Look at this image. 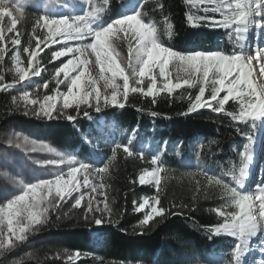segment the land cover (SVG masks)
Instances as JSON below:
<instances>
[{
	"label": "trees",
	"instance_id": "1",
	"mask_svg": "<svg viewBox=\"0 0 264 264\" xmlns=\"http://www.w3.org/2000/svg\"><path fill=\"white\" fill-rule=\"evenodd\" d=\"M133 1L94 0L97 22L111 23ZM226 5V0H140L138 15L155 27L157 42L180 54H233L239 51L234 22L213 26L201 20H224ZM22 11L13 37L18 36L20 45L10 44L12 33L0 44V87L5 85L0 88V135L12 127L27 128L40 140L105 169L98 177L109 215L97 224L82 207L61 202L24 240L0 249V264H86L72 258L76 253L92 255L100 264H237L238 238L210 229L224 222L218 209L237 210L224 186L242 192L235 180H241L240 169H246L248 160L241 153L255 137L257 117L233 120L227 113L239 112L234 100L220 113L210 108L189 112L199 94L198 84L160 93L155 103L153 97L131 92L123 106L101 105L96 110L73 105L54 110V116L45 119L27 113L20 96L30 91L41 96L53 93V73L65 60L53 61L55 48L48 41L47 46L41 44L42 51L37 48V39L48 36L39 27L34 31L41 12L33 7ZM24 48L37 51L34 68ZM16 55L23 70L35 74L26 81H19L14 72ZM225 94L222 91L219 98ZM210 97L209 86L204 99ZM68 115L76 118L67 119ZM124 146L132 155L123 151ZM154 166L159 167L160 184L141 185L140 173ZM142 196L158 197L157 207L166 210L154 216L150 226L141 224L143 214L134 207Z\"/></svg>",
	"mask_w": 264,
	"mask_h": 264
},
{
	"label": "snow or ice",
	"instance_id": "2",
	"mask_svg": "<svg viewBox=\"0 0 264 264\" xmlns=\"http://www.w3.org/2000/svg\"><path fill=\"white\" fill-rule=\"evenodd\" d=\"M106 2V0H105ZM5 3V0H0V7ZM264 6V0H230L227 3L226 8L231 10L232 16L229 17L226 13L224 20L216 21L214 19L208 20L201 18V20L209 21L213 26H228L234 21L236 32L240 34L243 31L242 26L246 25L249 16L256 12L259 15V9ZM23 16V11L17 7L15 11L9 9L8 13L3 17H0V23L4 21L8 22L7 33L11 34L17 31V25L20 18ZM191 22L192 17L188 18ZM85 18L77 16L74 18L68 17H47L39 16L34 25V31L37 27L47 29L48 36L44 41L37 39V48L40 49L41 44L47 46V41L51 43H57L55 37L74 38L78 41H83L85 37H91V44H84L82 47H77L75 50L71 48V51H60L52 53V59L63 57L66 53L81 52L82 48H91L95 54L97 64L101 68V74L106 72L111 73V77L108 78V83L112 88L110 100L107 96H102L101 92L97 88L95 82L86 79L85 65L87 60L69 59L67 62L60 65L55 69L56 84H66V92H57L54 95H46L44 97V103L41 105L40 113L45 117H53L54 109H57V100L62 97V109H68L73 105L79 107L81 104H89L94 106L96 110L101 108V102L104 106L117 105L123 106V103H119L117 97H127L129 92L142 93L145 96L153 97V103H155V97L160 93L167 92L171 94L173 89L181 88L180 82L173 83L169 79L170 64L178 66L184 72L188 74L189 79H184L182 83L189 87L199 85V94L195 97V102L191 104L188 111L192 112L201 108H210L216 113H220L224 110L226 102L230 100L239 102L238 113H227L233 120L240 121L245 118H255L264 116V87L254 85L251 76L250 65L260 63L264 61V49L257 48V54L255 61L251 54H221V52H202L196 51L190 54H180L168 47L162 46L156 39V29L154 26L144 23L139 15H126L114 20L106 27L93 31L85 22ZM199 22V21H198ZM197 22V23H198ZM124 33L125 37L131 34V38L135 39V49L130 47L129 51L132 53L129 57L126 71L125 67L121 66V62H118L119 53L115 52L112 47L115 38L119 33ZM8 40V36L5 34L4 27H0V44H3ZM13 45H20L21 41L17 37L11 40ZM66 48V47H65ZM5 51V48L3 47ZM42 51V49H40ZM24 52L28 54L29 63L34 68L33 58L38 55L36 50L24 48ZM115 53V54H114ZM4 58V57H3ZM134 61V62H133ZM158 69V73L155 71ZM75 75H71V73ZM41 74V68H39L38 75ZM63 74L64 79H61ZM261 74H264V64H261ZM32 75L29 71H25L20 81L28 79ZM158 77L163 78L162 87H158ZM120 78L123 81L122 91L121 85L116 83V79ZM2 80V77H0ZM147 80L146 90L140 85L144 84ZM130 81H134L130 83ZM12 85H7L10 88ZM211 87L210 100L204 99L206 87ZM5 87L3 85L0 88ZM48 87L47 82L44 85ZM89 88L92 91H89ZM225 92L222 98H219L221 92ZM27 97L28 93H24ZM94 100L95 104L92 105L91 101ZM212 102H215L218 106H213ZM32 103H36L33 101ZM259 109V111H256ZM88 112H84V116H87ZM155 115V114H154ZM75 116L68 115L67 119H75ZM42 148L51 152L53 149L47 145H41ZM120 145L117 146L119 148ZM115 152V149H113ZM123 151L132 155L129 149L124 146ZM242 157H248L245 152L241 153ZM153 164H157V161L153 159ZM89 166L84 163H80L79 167L72 166L66 174H60L54 177L52 180L37 181L32 184L24 186L23 191L9 200L3 206H0V225L7 227V239L3 233V229H0V249L11 246L16 241H22L26 238V233L37 226L39 223L45 222L47 218V208L44 207L45 202L49 201V197L52 196L51 192H45L46 189L55 186L56 189V204H60L63 200L71 197L73 192L71 186L80 181L85 187L91 186L92 192L97 191L96 186H92L87 178L84 176L83 181L78 179V173L81 169H87ZM105 169H99L98 172ZM245 169H240V173L243 174ZM155 179L157 185L160 184L159 168L153 169L151 173ZM239 185L241 180H235ZM139 183L144 185L147 183L145 177L142 175L139 178ZM217 184L221 181L217 180ZM101 188L103 186H100ZM233 199V203L236 211H222L217 210V214L223 217L224 222L219 224L215 229H210L215 234L221 232L230 233L241 241L249 240L252 236L257 234V229L262 227L264 222V185L256 187L252 194H240L235 187L228 188V185L224 186ZM103 194V193H101ZM63 197V198H62ZM83 195L78 196L75 199L74 206H80L83 199ZM259 202L260 206V218L252 213V209L255 202ZM159 203L158 197L154 202L145 200L140 203L139 208L136 209L139 212L147 205L151 210L148 212L143 220L142 225H149V222L153 220L154 216H162L166 210L159 208L156 204ZM107 207V205H105ZM178 215L179 213H172ZM26 217V222L23 219ZM97 224H101L98 222ZM150 226V225H149ZM241 243H238L235 248V255H239Z\"/></svg>",
	"mask_w": 264,
	"mask_h": 264
},
{
	"label": "rangeland",
	"instance_id": "3",
	"mask_svg": "<svg viewBox=\"0 0 264 264\" xmlns=\"http://www.w3.org/2000/svg\"><path fill=\"white\" fill-rule=\"evenodd\" d=\"M227 2L229 3L230 0H227ZM27 6H33L40 9L43 12L42 14L43 16H47L50 18L68 17L71 19L77 16H81L85 18L84 22L88 24L91 30L96 31L102 29L98 27L95 21V17L93 14V0H5L4 5L0 7V17L6 15L9 9L15 11L16 8L19 7L22 10L24 7ZM135 7L125 10L119 18L126 15L137 14L136 11L137 8ZM258 11L260 13L259 15H257L256 12H253L249 16L247 24L242 26L243 31L240 33L241 46L244 40V34L246 30L250 31L252 26H255L256 22L264 24V6H262ZM229 12H231V10H229ZM231 15L232 12L228 14V16ZM0 27H4V29L6 30L5 34H8L7 21L0 23ZM41 29L48 35L47 29L44 28ZM14 35L15 34L12 33L9 37V40L12 39ZM55 39L57 40V43L55 44L51 43L50 40L48 41L49 42L48 44L55 48L54 52L60 51L62 48H64L62 49L63 52H68L71 51V48L75 50L77 47H82V45L84 44L92 43L91 37H85L83 41H78L74 38H65V37H55ZM10 44H11V40H10ZM112 47L115 49L116 53H119V56L117 58L118 62H121V66L125 67L126 71H129L127 69V64L130 55H132L129 49L130 47L133 48V50L135 49L136 47L135 39L131 38V34H129L128 37H125V34L121 32L119 33L118 37L115 38ZM243 54H251L253 57L254 56L256 57L257 53L251 52L249 51V49H246ZM60 58H64L65 60L64 63L67 62V60L69 59L76 60L78 58L79 60H87L88 63L87 65H85L86 79L95 82L102 96H107L110 100L112 88L108 83V78L111 77V73L105 71V73L102 76L101 68L97 64L95 54L93 53L91 48H86V49L82 48L81 52L66 53L65 56ZM256 64L258 68L256 67L255 69L254 67ZM256 64L254 65L253 62L250 65V67L254 66L253 69L255 70V72L254 71L252 72L251 70L250 79H252L254 85L264 87L263 85L264 74H261V64H264V61H261L260 63H256ZM155 71L158 73V69ZM14 72L16 73V76L20 81V77L25 71L23 70V67L19 63L18 55H16L14 62ZM169 72H170L169 79H171L173 83L180 82L181 84H183L182 81L184 79L190 78L188 74L184 72L182 69H180L178 66H173L171 64L169 66ZM53 74H55V72ZM257 74L260 75L257 77ZM33 75L35 74H32L30 76ZM71 75H75V73L73 72L71 73ZM60 78L64 79L63 74H61ZM54 80L56 84L55 75H54ZM23 81H26V79ZM116 83L121 85V91H122V84H123L122 79L117 78ZM130 83L134 84V81H130ZM162 84H163V78L158 77V87H162ZM140 86L144 87L146 90L147 80H145L144 84ZM39 90L40 89H38L37 91ZM41 90H43L42 87ZM66 91H67L66 84H60L59 86H57L56 84L54 92L49 95H54L57 92H66ZM89 91H92V89L89 88ZM27 93H28L27 97H25L24 94L20 96V98L22 99V104L25 107L27 113H31L34 116H37L41 119L49 118L43 116L40 113L41 105L44 103L45 96H41L39 93H36L35 91H30ZM117 99L119 103H122L124 97L118 95ZM33 101H35L36 103H32ZM91 104L94 105L95 101L92 100ZM83 105L90 106L89 104H83ZM101 105L104 106L103 101L101 102ZM108 105L111 104L109 103ZM54 110H63L62 97L58 98L57 109ZM263 117L264 116L259 117L258 124H260L261 119H263ZM262 131H264V129ZM258 139H259V134L257 131L255 142ZM262 139H264V136ZM41 145H47L49 148L53 149V151L49 152L46 149L42 148ZM247 156L249 161L250 162L252 161L254 167H257V165H259V168H261L260 173H262V175H260V177L256 179L255 184L254 183L252 184L253 178H251V181L248 185L244 186L243 184V191L240 194H252L257 186L264 185V180H263L264 179V170H263L264 142L262 141V143L259 145V148L257 149L256 153H254L252 148L249 149ZM80 163L87 164L89 167L87 169L80 170V172L78 173V179L83 181L84 176H87L90 184L92 186L97 187V191L92 192L91 186L85 187L80 183V181H77L76 184H73L71 186L73 192L72 196L67 198L66 200H63L62 202L70 201V204L74 206L75 199L78 196L83 195L84 198L81 201L80 207H82L85 211L88 212V217L92 221L98 223L101 221L102 218L105 217L107 218L109 215V207L105 200L103 187L102 188L100 187L102 186V184L100 183L98 177V169L93 165H91L88 161L81 159L70 152H66L58 147H55L50 143L40 140L38 138V133H34L30 129L20 128V127H12L7 129L6 132L0 135V206H3L9 200L14 198L16 195H19L23 191L25 185L32 184L37 181L52 180L54 177L60 174H66L67 171H69L72 166L79 167ZM250 167L251 166L249 163L246 172L249 171ZM155 168L158 167L154 166L152 169L150 170L146 169L142 173H140V175L137 178L138 182L140 176L143 175L147 181L146 184H156L155 179L151 175L153 169ZM246 172L244 174V177L242 178L243 182L245 181V179H247ZM45 192L52 193V196L49 197V201L45 202L44 204V207L47 208V211L61 204V203L56 204L57 198L55 194L56 193L55 186L46 189ZM145 200H148L149 202H154L156 199L152 196H142L139 199V202H137L134 205L135 210L139 208L140 203H143ZM230 202L233 203V199H231ZM105 205H107V207H105ZM150 210L151 209L146 205L144 209H141L139 211L143 214L142 220L144 216L148 212H150ZM252 213L256 215L258 219L260 218L259 216L260 206L258 201L255 202V205L252 209ZM23 219L26 222V217H24ZM0 229H3V233L5 237H7L8 234H7L6 224L0 225ZM250 239L246 241L240 240V242H238L241 243L240 249L243 250V256L239 260L240 264H242L243 260L246 258L247 254L249 253L246 247L247 245H249ZM251 251L252 252L250 254L253 256L255 255L257 256L256 253H259L260 256H258L257 259L258 261H262L263 257L261 256L264 255V244L261 247L258 246V244H256V246H254L251 249ZM72 258L75 261L78 259L86 260V264H100L98 258L89 254L76 253Z\"/></svg>",
	"mask_w": 264,
	"mask_h": 264
},
{
	"label": "bare ground",
	"instance_id": "4",
	"mask_svg": "<svg viewBox=\"0 0 264 264\" xmlns=\"http://www.w3.org/2000/svg\"><path fill=\"white\" fill-rule=\"evenodd\" d=\"M260 48V47H259ZM261 48H262V45H261ZM262 49H264V47L262 48ZM254 59V61H255V57L253 58ZM256 63L254 62V65H255ZM252 67V66H251ZM254 67V66H253ZM253 67L251 68V70H252V72L254 71L255 72V70L253 69ZM256 67H257V65H255V69H256ZM256 72H258V71H256ZM260 73V72H259ZM260 74H257V77L259 76ZM258 80H259V78H258ZM264 85V84H263ZM256 182V181H255ZM264 243V242H263ZM263 258H264V256H263ZM262 261H264V259L262 260Z\"/></svg>",
	"mask_w": 264,
	"mask_h": 264
}]
</instances>
